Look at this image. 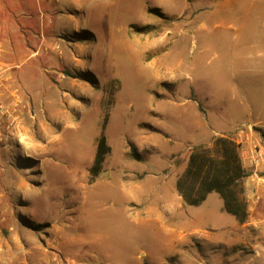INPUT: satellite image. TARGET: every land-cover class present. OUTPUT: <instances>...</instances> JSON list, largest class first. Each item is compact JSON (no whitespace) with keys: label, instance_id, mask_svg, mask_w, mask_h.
I'll return each mask as SVG.
<instances>
[{"label":"rangeland","instance_id":"374dc122","mask_svg":"<svg viewBox=\"0 0 264 264\" xmlns=\"http://www.w3.org/2000/svg\"><path fill=\"white\" fill-rule=\"evenodd\" d=\"M44 7L45 30L54 36L46 46L66 50L69 40L80 37L100 53L109 50L108 67L95 60L84 75L97 76L94 91L105 100L103 107L96 100L75 102L65 94L71 92L70 75L52 71L47 83L35 58L15 71L10 86L17 92V126L8 131L0 119V175L8 189L0 188V202L26 209L0 205V238H23L30 230L53 240L62 236L51 232L53 222L72 208L75 217L65 219L80 228L71 224L67 234L85 243L61 247L63 252L53 247L61 257L85 253L103 264H201L236 219L215 193L200 206L186 205L176 182L194 147L210 146L217 137L236 140L247 124L264 130V0H97L75 19L68 16L76 10L74 0H46ZM138 38L154 47L144 58L145 66L154 60V78L142 76L128 56V45ZM147 108L159 128V149L152 155L129 142L125 154L135 133L120 124ZM106 113L114 120L108 133L112 155L91 183ZM59 114L71 122L51 124L53 137L38 133ZM25 129L34 141L26 146L19 138ZM30 178L40 183L34 190L17 189ZM130 191L141 199L131 208L124 203Z\"/></svg>","mask_w":264,"mask_h":264},{"label":"crops","instance_id":"0c3cea01","mask_svg":"<svg viewBox=\"0 0 264 264\" xmlns=\"http://www.w3.org/2000/svg\"><path fill=\"white\" fill-rule=\"evenodd\" d=\"M74 1L76 3V10L68 15L72 19L82 15L85 9L90 7L91 4H95L97 0ZM45 2L46 0H0V42L4 47V62L11 68V72H14L12 81H15L18 76V74H15V71L21 68L23 63L35 58L38 65H40L41 69H39L42 71V76L47 79V83L52 79V71L69 74L71 77V92H65L67 96L72 97L75 102L96 100L103 107L102 102L105 100V94L94 91L95 83L93 80L97 76L90 78L84 75L92 61L101 60V64L108 67L109 50H104L103 53H100L92 44L82 43L80 37L75 40H69L71 45H68L69 48L66 50H62V48L55 47L54 45L53 47L46 46L45 43L47 41H54V36L51 34V31L45 30L43 24V21L48 17L44 7ZM32 21L35 22L34 27L32 26ZM76 30L79 31L78 26ZM87 38L86 40H91L90 37ZM139 42V38L131 41V44L128 45L129 47L126 50L128 56L131 57L133 63L141 67L140 74L142 76L154 78V60L147 66L144 64L145 53H149L150 47L152 50L154 47H149ZM70 69H74L75 73ZM60 78L67 80L68 76L62 74ZM148 99L153 102L154 96ZM152 111L153 108H147L143 112L136 113L134 119L121 122L120 126L122 131L131 130L135 133L134 138L128 139L127 141V151L125 154L129 153V142L134 143L141 150H150L152 155L158 151L160 146L159 128L154 120L149 117L147 118ZM65 122H71L68 115H54L42 124L43 132L38 133L51 134V137H53L49 126L51 124H62ZM38 123V120L34 121L35 126ZM111 125H114L113 114H111L105 129L109 145L108 133ZM247 126L248 128L240 132H236L238 127H235L232 131L233 133L235 131L237 135L242 134L245 138V142L240 148V156L244 153H249L255 146H260L264 149V137L262 136L264 130L255 124H247ZM255 127H258L259 131L256 132ZM24 132L30 133L27 129ZM135 141L140 143V145L138 144L140 147ZM39 148H41L40 145ZM190 154L191 152L188 154V160ZM107 161L108 158L106 163ZM263 171L264 166L259 168L258 171L253 172V174L250 171L244 179L245 197L249 210L248 221L241 224L236 220V223L232 226V230L227 233L225 240L215 244V246L211 244L209 247V255L201 264H264V189L260 186L261 180L263 179L261 178ZM34 179H22L18 183L17 189L20 191L34 190L40 184L39 182L33 181ZM3 181L5 182V179ZM2 185L4 183L0 175V188L2 187L7 191L8 189L6 190L5 185ZM127 193L128 196L124 202L126 207L130 205L131 208L133 205L140 204L141 199L138 197V192L130 191ZM4 194H0V199L1 196L2 198L4 197ZM256 197H260L261 199L257 201L255 200ZM21 201L23 203L25 202L24 200ZM1 204H3L2 208L4 209L5 207H9V211L24 212L26 209L25 205H23L24 207L20 205L7 206L3 203V200L0 202ZM75 211L72 208H64V215L58 219L59 222H53L51 232L55 234L59 230L62 233V236L59 234L60 237H57L55 234L53 240L44 239L41 233L37 234L30 230L25 231L23 238L16 233H12L7 238H0V264H103L101 260H97L96 256L85 255V253H74L73 255H66L65 253L61 257L52 252L54 250L53 247L63 252L61 247H75L85 243L84 237L69 236L67 234V228L72 225L75 230L80 228L77 221L71 219L70 223L68 219H65L66 215L68 218L75 217L74 215H69L72 212L75 213ZM211 250H215L218 253L213 254Z\"/></svg>","mask_w":264,"mask_h":264},{"label":"trees","instance_id":"16d2710c","mask_svg":"<svg viewBox=\"0 0 264 264\" xmlns=\"http://www.w3.org/2000/svg\"><path fill=\"white\" fill-rule=\"evenodd\" d=\"M108 120L109 114L106 113L105 128ZM111 153L112 148L103 132L89 170L91 183L102 173ZM247 176L241 162L240 146L229 137H217L210 146L193 148L187 167L176 182V190L186 205L194 207L200 206L210 194L215 193L222 199L224 211L244 224L249 218L244 188Z\"/></svg>","mask_w":264,"mask_h":264},{"label":"built area","instance_id":"2783aa9c","mask_svg":"<svg viewBox=\"0 0 264 264\" xmlns=\"http://www.w3.org/2000/svg\"><path fill=\"white\" fill-rule=\"evenodd\" d=\"M4 47L0 42V119H5L8 123L7 130L13 131V127L17 126L18 117L15 108L18 106L16 93L11 91L12 76L10 75L11 68L4 62ZM10 96V101H5L4 98ZM236 143L240 146L244 144L245 138L242 134H238ZM241 157V162L247 173L250 171L256 172L264 166V149L260 146H255L249 153H244ZM260 186L264 189V171ZM256 197L255 200H260Z\"/></svg>","mask_w":264,"mask_h":264},{"label":"bare ground","instance_id":"6f19581e","mask_svg":"<svg viewBox=\"0 0 264 264\" xmlns=\"http://www.w3.org/2000/svg\"><path fill=\"white\" fill-rule=\"evenodd\" d=\"M10 99V98H9ZM14 133V132H13ZM19 138L21 139L22 143L26 146L29 145L30 143H33V137L29 135L28 132H23ZM34 147L36 148L37 145H34ZM31 250V249H30ZM9 256V255H8ZM11 257V255H10Z\"/></svg>","mask_w":264,"mask_h":264}]
</instances>
